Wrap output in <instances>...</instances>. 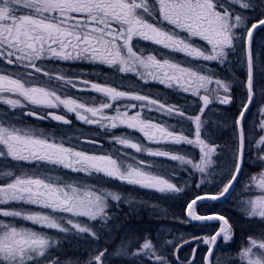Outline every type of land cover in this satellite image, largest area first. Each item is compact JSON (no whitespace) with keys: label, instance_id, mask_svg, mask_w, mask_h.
Returning a JSON list of instances; mask_svg holds the SVG:
<instances>
[{"label":"snow or ice","instance_id":"obj_1","mask_svg":"<svg viewBox=\"0 0 264 264\" xmlns=\"http://www.w3.org/2000/svg\"><path fill=\"white\" fill-rule=\"evenodd\" d=\"M257 9L261 10L259 18L249 23L248 13ZM258 30L264 31V0H0V105L12 110L28 109L23 112L26 116L39 120L51 118L70 125L72 121L66 115L51 111L62 106L84 124L108 132L126 128L141 133L150 144L192 146L199 149L198 160L181 154L183 149L150 148L127 134L112 136L113 142L123 148L176 161L200 173L201 184L217 172L218 162L227 152L226 182L218 186V191L205 192L189 201L185 207L188 221H182H220L217 231L204 237L183 238L175 244L166 240L160 247L145 238L135 249L122 245L116 254L131 256L133 264H172L162 251L165 245H170L172 256L181 264L180 249L199 239L208 246L203 264H264V233L247 237L233 260L218 259L214 255L217 241H231L233 226L225 216L201 215L195 207L198 202L218 201L233 195L234 185H239L238 178H244V168L251 161L260 166V171L248 177L242 191L258 194L241 198L239 207L246 219L264 221V109L257 125L258 137L253 135L254 129L246 131V113L256 95L254 76L257 71L264 73V68L257 65L254 49V34ZM140 42L158 47L146 54ZM238 49L247 73L243 82L247 96L233 121L234 143L224 148L202 138L206 120L201 117L214 102L232 103L231 82L216 78L203 63L193 61L223 64ZM172 53L187 59L177 61L169 55ZM47 61L105 65L118 73L132 74L145 84L155 82L189 93L198 97L201 105L197 114L191 115L148 94L86 79L76 81L41 65ZM41 76L47 77L48 82L40 81ZM53 80L57 82L55 86L51 84ZM78 83L85 86L78 91H92L105 99L89 103L67 92L58 94L66 87L76 89ZM118 101L140 103L114 107ZM36 109L46 111L41 113ZM108 109L113 114H108ZM132 109L137 111L129 115ZM151 112L178 117V123L190 121L191 137L182 129L156 122L145 114ZM85 142L98 144L95 140ZM128 159L129 154H121L119 149L113 154L78 150L63 139L18 126L5 112L0 118V161L11 160L21 167L0 165V218H3L0 219V264H79L62 258L64 242L77 237L98 240L95 226L89 222L107 225L111 218L109 201L118 204L122 200L118 192L50 174L55 168L89 177L102 176L161 194L184 191L155 170V161L131 156L130 163ZM23 164L34 165L36 171H25ZM19 221L33 227L23 226ZM49 230L61 235L50 234ZM106 253V248L90 253L86 264H106ZM195 256L196 247H193L188 264H192Z\"/></svg>","mask_w":264,"mask_h":264},{"label":"flooded vegetation","instance_id":"obj_2","mask_svg":"<svg viewBox=\"0 0 264 264\" xmlns=\"http://www.w3.org/2000/svg\"><path fill=\"white\" fill-rule=\"evenodd\" d=\"M255 38V36H254ZM134 43H136L134 41ZM202 46L209 47L203 41H198ZM141 46L145 48L146 54L152 49H157L158 46L152 45L147 42H140ZM254 49L257 58L256 52V43H254ZM159 51H166L159 49ZM174 56L177 61L183 62L187 58L179 53L169 54ZM2 63V62H0ZM193 63H203L207 69L212 68V72L215 73L217 71L220 72L218 76H220L221 80L226 82H231L232 90H231V98L232 103L227 105H222L219 103H213L209 105L210 111L213 109H218L219 112L214 111L210 117H208L209 109L205 110L204 116L201 117L202 120H206L204 127L202 129L201 135L202 138L207 139L210 143H215L221 145L224 148H228L234 143V124L233 121L237 116L241 104L245 101L247 96V91L244 86V81H246V68L243 64V55L242 52L238 49L235 53L230 54L228 61L224 62L220 65H213V62H197L193 61ZM257 61V65H258ZM41 65L47 66V69L50 71H54L57 73H63L65 76L72 77L74 80H89L90 82L96 83H107L112 86L118 87L121 90H130L137 91L141 94H148L153 98L160 99L162 102L175 105L183 110H185L188 114L195 115L198 112V109L201 105L198 97L192 96L189 93L178 92L174 89L166 88L164 85L149 82L145 84L143 81H140L137 77L132 74H122L118 73L115 69L109 68L105 65L89 63L87 61H47L41 62ZM11 67V66H9ZM216 76V75H215ZM216 78H219L216 76ZM40 81L48 82L47 77H40ZM262 81L263 78H260L259 73H255L254 76V87L255 93L254 102L249 106V112L246 113L247 120V128L254 129V136L259 135V129L257 125L261 121V109H264V97L262 100ZM52 86L57 84L56 81H51ZM85 87L82 84L78 83L76 89L71 87H66L62 89L58 94H63L67 92L70 96L77 99H82L89 103H94L96 101L104 100L105 98L98 93L92 91H78V88ZM123 103H137L140 102H129V101H118L114 104L115 106L122 105ZM28 109H9L5 105H0V118H2L7 112L9 116L12 118L13 122H16L20 127H28L38 129L47 135L60 140L63 139L66 144H70L73 147H76L78 150H84L86 152H98V153H108L113 154L119 149L120 153H128L129 159L128 162H133L130 157L133 156L132 153L135 151L132 149L123 148L120 145H117L113 142L112 136L113 134L121 135L127 134L131 136L134 140H138L145 147L150 148H166L179 151L190 150V157L194 159H199V149L194 148L189 145H156L150 144L147 140L144 139L143 135L139 132L129 130L126 128H117L112 130V132H108L104 129H100L96 125H87L83 122L76 119L74 113H68L66 110L61 108L52 109L51 111L56 112L57 114H64L68 119L72 121L70 125H64L57 121H53L51 118L46 120H39L35 117H29L23 114L24 111ZM39 112L46 111L44 109H36ZM108 114H113L112 109L106 110ZM137 109H132L129 111V115L134 114ZM219 113V115H217ZM146 115L151 116L156 122L167 123L168 125L176 128L182 129L185 135H189L191 137L193 131V125L190 121L183 120L178 123L180 118L178 117H167L163 116L160 113L151 112L145 113ZM207 133V135H205ZM87 140H95L98 141V144L92 145L86 143ZM139 157L137 159H151L158 160L163 162L166 160L167 162L174 165V177L175 183L178 184L180 181V168L179 163L176 161H170L163 157H149L144 153H137ZM228 164V155L227 152L223 154V158L218 162V169L215 174L210 176L205 183L201 184V174L195 172L190 169L191 173V183L189 184L188 192L182 196V192L178 194H174V198L176 201L173 203V207L175 211L178 210V222L175 220L173 222L165 223L167 226L171 227L174 230L175 238H179L178 242H180L183 237L182 233L186 232L189 237H204L213 234L218 230V226L221 223L220 221H208L206 223H200L199 221H191V222H182L180 220V213H184L185 221H188V217L186 216L185 207L189 201L194 199L197 195H202L205 192H216L218 191V186L227 180V167ZM0 165H7L10 167L19 168L21 165L17 164V162L8 160V161H0ZM23 169L25 171L32 170L36 171V167L31 164H23ZM51 169V166H42ZM55 173L62 175L65 180L72 182L73 179L80 178H90V182L93 181L95 186L98 188L109 187L113 188L115 192H118L122 196L121 202L118 204L114 201H109L108 212L110 214V219L108 220L107 225L99 226L100 229L113 230V238L109 239L113 252L110 255L113 257L114 253L117 250V246L127 245V243L132 240V232L129 230L135 228L138 244L142 243L145 239V228L147 229H156L155 224L152 221H149L148 215H145V197H150L154 195V193H158L154 190L147 191L145 193V189L142 188L141 191L135 190L133 187L124 183H121L116 180H111L105 177H97L95 175L89 177L82 173H72L68 170L62 168H55ZM50 173H54V172ZM260 171V166L251 161L244 168V178L239 180V185H234L235 193L226 199H221L218 201H208L202 202L201 204L195 206L198 214L201 215H209V214H221L229 219V222L233 226L234 236L231 241L228 243H224L222 240L218 239L216 250L214 255L220 259L221 261H229L233 260L237 253L240 251L243 245H245L247 241V237L250 235H259L260 233H264V221H260L259 219L249 220L244 217V215L240 211L239 202L241 198L249 194H258V193H244L242 191L244 183L248 179V177ZM54 173V174H55ZM57 175V174H56ZM73 178V179H72ZM85 180V179H81ZM78 182V181H75ZM79 183V182H78ZM81 183V182H80ZM83 184V183H81ZM197 184H200V187H197ZM180 187V185H178ZM110 190V189H108ZM111 191V190H110ZM231 191V190H230ZM150 193L151 195H149ZM161 194V193H160ZM163 195V194H162ZM149 200V199H147ZM169 203L167 204V206ZM134 207L142 209L143 211L137 213L134 210ZM140 216V217H139ZM139 217V218H138ZM177 217V216H176ZM101 224V222L99 223ZM106 226V227H105ZM122 226V227H121ZM139 226L141 228H139ZM141 230V232L139 231ZM186 230V231H185ZM140 236V237H139ZM198 246V247H197ZM193 247H196V256L192 261V264H203V256L207 249V245L201 243L199 239L192 240L191 244L185 245L180 249L179 256L181 264L188 263V260L191 258V253ZM107 256V255H106ZM169 260L175 258L171 254L168 255ZM175 264H177L175 260Z\"/></svg>","mask_w":264,"mask_h":264},{"label":"rangeland","instance_id":"obj_3","mask_svg":"<svg viewBox=\"0 0 264 264\" xmlns=\"http://www.w3.org/2000/svg\"><path fill=\"white\" fill-rule=\"evenodd\" d=\"M255 11L258 13L256 14ZM254 12H249L248 16H249V23L254 22L256 19L259 18V9L255 10ZM259 45L261 47H264V33H261L259 38H258V42ZM258 45V46H259ZM213 65H220V63L215 62ZM212 72V68L208 69ZM213 73V72H212ZM217 77L220 74L219 71L214 73ZM264 80V78H263ZM261 94H262V100L264 97V81H262V89H261ZM217 111L219 112L218 109H213L208 113V117L211 116V114ZM217 115H219V113H217ZM181 154H187L190 156V150H184V152H182ZM133 156L135 157H139L137 155V153H132ZM145 161H155V170L160 172L161 174H164L167 178H170L171 181L173 183H175V177L174 174V165L167 162L166 160H164L163 162L158 161V160H151V159H146ZM180 181L177 184L180 185V187H182L184 189V191L182 192V196L185 195L186 192H188V188H189V184L191 183V173H190V168H187V166H180ZM54 172V171H52ZM55 173V172H54ZM50 173L52 175H59L58 173ZM62 178H64L62 175H60ZM73 179V178H72ZM81 179H85V180H81ZM90 178L86 177V178H80V179H73V181H78L79 183H83V184H88V185H95L93 181H89ZM103 189H110L111 191H115L113 188H109V187H102ZM135 190L141 191L142 188L138 187V186H134L133 187ZM148 189H145V193ZM150 193H148L149 195H151ZM149 199V200H147ZM174 201H176V199L174 198V194H160V193H154V195H151L150 197H145V215H148L149 221H152L155 225L156 229H146L145 228V238L151 239L153 241L154 244L157 245V247H160L161 245H164L165 239L166 240H172L173 243H177L179 238H175L173 232L174 230H172V225L171 227L167 226L165 223L173 222L174 220L176 222H178L177 218H178V210L175 211V208L173 207V203ZM169 203V205L167 206V204ZM135 212L139 213L141 211H143L142 209L136 208L134 207ZM177 216V217H176ZM140 217V216H139ZM138 217V218H139ZM180 220L181 221H185L184 219V213H180ZM3 219V218H0ZM18 223L22 224L23 226H27V227H33L30 223L28 222H23V221H19ZM90 224H93L95 226V229L97 231V234L99 236L98 240H93L90 237L89 238H81V237H77L74 239H70L64 242V246L61 249V256L62 258L66 257L72 260H76L79 262V264H86L87 262V258L89 256L90 253L94 254L96 250L98 249H107V253L105 256V261L106 264H133V258L131 256H124V255H117L116 252L117 250L121 249L122 244L117 246V250L114 253L113 257L110 255V253L113 252L111 244L109 239L113 238L114 234H113V230H106L104 229H100L98 228L99 226H104V224L100 221H90ZM106 227V226H105ZM122 227V226H121ZM139 228H141L139 226ZM129 230L133 233L132 234V240H130L127 245H130L131 248L135 249L136 247L139 246L138 244V238H137V234L135 231V228L130 229ZM141 232V230H139ZM50 234H54V235H61L58 233H54V230H49ZM162 233V235H161ZM188 233L187 232H183L182 233V237L185 238L187 237ZM165 239H163V237H165ZM140 237V236H139ZM158 238H161V240L159 241ZM157 242H160L157 243ZM162 251L168 256L169 254H171L172 252V248L170 245H165L162 248Z\"/></svg>","mask_w":264,"mask_h":264},{"label":"trees","instance_id":"obj_4","mask_svg":"<svg viewBox=\"0 0 264 264\" xmlns=\"http://www.w3.org/2000/svg\"><path fill=\"white\" fill-rule=\"evenodd\" d=\"M259 11H261L260 9H259ZM255 13L256 14H258L256 11H255ZM259 14H260V12H259ZM261 33H264V31H258L257 32V35H256V52H257V58H256V60L258 61V67H260V68H264V63H261V62H264V47H261L260 45H259V43H257L258 42V38H259V36H260V34ZM259 45V46H258ZM257 73H259L260 74V78L262 79V78H264V73H262V72H260V71H257ZM186 231V230H185ZM187 232V231H186ZM173 234H174V232H173ZM188 234H190V233H188ZM161 235H162V233H161ZM166 238V236L165 237H163V239H165ZM158 240L160 241L161 240V238H158ZM165 241H166V239H165ZM157 243H159L160 244V242H157ZM174 260H173V258L171 259V262H172V264H174V262H173Z\"/></svg>","mask_w":264,"mask_h":264},{"label":"water","instance_id":"obj_5","mask_svg":"<svg viewBox=\"0 0 264 264\" xmlns=\"http://www.w3.org/2000/svg\"><path fill=\"white\" fill-rule=\"evenodd\" d=\"M198 203H199V202H198ZM191 243H192V242H191ZM191 243H189V244H191ZM185 245H188V244H185ZM185 245H184V246H185Z\"/></svg>","mask_w":264,"mask_h":264}]
</instances>
